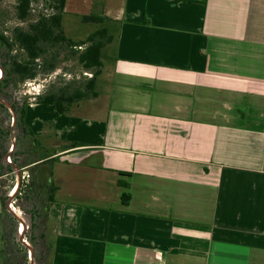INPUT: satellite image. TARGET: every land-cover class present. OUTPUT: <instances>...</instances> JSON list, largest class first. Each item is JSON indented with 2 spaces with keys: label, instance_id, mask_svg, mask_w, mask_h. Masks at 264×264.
Returning <instances> with one entry per match:
<instances>
[{
  "label": "crops",
  "instance_id": "1",
  "mask_svg": "<svg viewBox=\"0 0 264 264\" xmlns=\"http://www.w3.org/2000/svg\"><path fill=\"white\" fill-rule=\"evenodd\" d=\"M68 12L106 15L113 40L98 96L26 110L25 137L48 150L15 156L56 186L52 263L264 264V0H67ZM2 212L0 196V234Z\"/></svg>",
  "mask_w": 264,
  "mask_h": 264
},
{
  "label": "rangeland",
  "instance_id": "2",
  "mask_svg": "<svg viewBox=\"0 0 264 264\" xmlns=\"http://www.w3.org/2000/svg\"><path fill=\"white\" fill-rule=\"evenodd\" d=\"M33 9L28 17L27 21H20L16 15V0H0V42L1 35L8 37L9 42H12V46L0 43V74L1 71L5 73L11 68V62L14 56L20 59L25 57V52L21 49L20 45L15 41L13 37L14 28L21 26L24 28L29 27L31 21H35L39 15L51 13L50 0H34ZM109 22L95 23L84 22L82 15L79 13L68 12L65 13L63 18V27L65 34L77 42L86 40L88 36L102 28L108 26ZM46 52L38 60L40 63L39 74L34 79H22L19 75L14 74L8 77L10 83L1 88L0 87V175L5 176L0 178V196L11 195L12 189L17 185L18 171H22L21 189L13 196L11 204L17 206L22 211L26 222V231L24 239L28 241L30 247H26L19 240L21 229V220L14 216L9 210L2 212L4 229L0 234V264H51V253L47 252L46 238L42 236L45 231L43 218V209L38 203L37 199H34V195L29 192L31 186V176L28 169L21 168L23 161L18 158V162L14 163V167L10 166V163L14 161V157L18 155L22 149L25 157L31 159V157L37 154H43L47 152L46 144L41 137L38 140L35 137L30 140V135L25 137V132L21 123L18 126L14 125V113L15 107L21 111L22 107L26 104L36 101L38 95L50 93L53 91L66 88L69 91H74L78 88L88 89V82L94 74V69H87L80 62L79 56L85 50L86 44L69 46L67 43L45 44ZM111 43H109L103 49V59L106 55L110 54ZM105 60V59H104ZM47 63L54 62L56 69L50 72L44 70ZM4 65V66H3ZM98 79L96 86L93 90L98 89ZM93 90L90 91V97L93 95ZM85 98V99H88ZM16 114V112H15ZM24 134V135H23ZM18 143L17 149L14 150L13 144ZM37 141V142H36ZM32 145L33 151L31 152L29 146ZM16 155V156H15ZM18 169H17V167ZM29 175V176H28ZM7 188H4V187ZM3 187V188H2ZM34 189V188H33ZM24 208V209H23ZM10 222L9 228L11 229L10 235L14 238V243H18L19 246L14 248H6V237H4L6 231V221ZM35 238V243H32L31 239ZM21 243V244H20ZM30 248L37 251L36 258L33 261L30 258ZM8 251V252H7ZM53 264V263H52Z\"/></svg>",
  "mask_w": 264,
  "mask_h": 264
},
{
  "label": "trees",
  "instance_id": "3",
  "mask_svg": "<svg viewBox=\"0 0 264 264\" xmlns=\"http://www.w3.org/2000/svg\"><path fill=\"white\" fill-rule=\"evenodd\" d=\"M33 1L34 0H16V15L20 21H27L33 9ZM66 2L67 0H50V8L52 10L51 13L39 15L35 21H31L29 23L28 28L21 26H16L14 28L13 37L20 45L21 49L24 50L25 57L20 59L17 56H14L11 62L10 70L8 72L5 70V73H3L0 77L1 88L6 87L10 83L8 77L10 78V76L14 74L19 75L22 79L36 78L39 74L40 67L38 60L46 52L45 44H56L61 42L67 43L69 46L86 44L85 50L79 56V60L85 68L94 69V74L88 82V89L78 88L74 91H69L66 88H62L60 90L38 95L36 97V101L38 103L53 104L60 113L68 112L74 103L90 97V91L94 89L97 78L102 73V68L104 65L103 49L113 40V36L109 34V30L106 26L91 33L86 40L81 42H77L68 37L65 34L63 27ZM82 20L84 22L104 23L105 21L109 20V17L106 15L87 14L82 15ZM0 43L7 44L9 47L12 46V42H9L8 37L5 35H1ZM45 64H47L44 68L46 72L56 69V64L54 62H51L50 64L45 62ZM98 94L99 93L97 91L93 90V95L95 97L98 96ZM0 105L3 106V103L0 102ZM27 107L28 104L23 106L21 111L17 110L15 107L16 120L14 121V125L18 126V124L21 123L23 126L25 124ZM24 131L28 132V130ZM17 162L18 158L14 157V161L10 163V166L14 167V163ZM30 176L32 178L31 186H33L34 189L32 187L31 189L29 188V192L34 195V199L39 201L38 203L41 205L44 215L42 221L45 224L48 206L47 202L48 200H52L50 197H46V194L50 193L51 191H55L56 186L53 183L46 181L47 179L44 177V174L39 173L37 175H32L30 173ZM21 186L22 185H20L18 188L17 193L21 189ZM130 198V193L126 192L123 194V202L125 204L129 202ZM7 199L8 196L1 195L3 209L6 211L8 210L6 207ZM9 226L10 222L8 220L6 221L7 228L5 229L6 233L4 237H6V248L9 247L11 249L14 248V246H19V244L14 243L15 239H12V236L10 235L11 229ZM42 236L46 238L47 252L51 253V243L47 241L45 231H43ZM35 240L36 239L32 237V243H35ZM36 254L37 251L35 249L33 258H36Z\"/></svg>",
  "mask_w": 264,
  "mask_h": 264
},
{
  "label": "water",
  "instance_id": "4",
  "mask_svg": "<svg viewBox=\"0 0 264 264\" xmlns=\"http://www.w3.org/2000/svg\"><path fill=\"white\" fill-rule=\"evenodd\" d=\"M13 113H14V121L16 120V114H15V112H14V110H13ZM16 145H15V143L13 144V148L15 147ZM16 166V165H15ZM17 167V166H16ZM17 169H18V167H17ZM22 177V171H21V169H19V171H18V183H19V187H20V185H21V178ZM18 187V188H19ZM13 199V195H9L8 196V199H7V201H6V207H7V209L14 215V216H16V217H18V215H17V213L12 209V207H11V200ZM19 219H20V217H18ZM22 222H24L23 221V219H20ZM26 226V225H25ZM25 231H26V227H25V229H24V231L23 232H20V236H19V240L24 244V245H27L28 247H30L31 245H29V243H27L26 242V240L24 239V236H25ZM33 255H34V250H33V248H30V258H31V260L33 261Z\"/></svg>",
  "mask_w": 264,
  "mask_h": 264
},
{
  "label": "bare ground",
  "instance_id": "5",
  "mask_svg": "<svg viewBox=\"0 0 264 264\" xmlns=\"http://www.w3.org/2000/svg\"><path fill=\"white\" fill-rule=\"evenodd\" d=\"M2 74H3V72L1 71L0 77L2 76ZM18 187H19V183L17 182V185L14 187V189H12V192H10L11 195L14 196V195L17 193ZM11 207H12V209L17 213V215H18V217H20V219L23 218V221H24V222H21V223H20V224H21V229H20V226H19V232H23L24 229H25V227H26V226H25L26 219H25V217H24L22 211L18 209L19 207L17 208V206H15L14 204H11ZM26 225H27V224H26ZM27 243H28V241H27Z\"/></svg>",
  "mask_w": 264,
  "mask_h": 264
},
{
  "label": "built area",
  "instance_id": "6",
  "mask_svg": "<svg viewBox=\"0 0 264 264\" xmlns=\"http://www.w3.org/2000/svg\"><path fill=\"white\" fill-rule=\"evenodd\" d=\"M29 176V175H28Z\"/></svg>",
  "mask_w": 264,
  "mask_h": 264
}]
</instances>
